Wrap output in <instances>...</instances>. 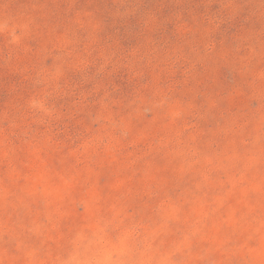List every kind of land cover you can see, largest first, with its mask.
Instances as JSON below:
<instances>
[{
    "label": "rangeland",
    "instance_id": "1",
    "mask_svg": "<svg viewBox=\"0 0 264 264\" xmlns=\"http://www.w3.org/2000/svg\"><path fill=\"white\" fill-rule=\"evenodd\" d=\"M0 264H264V0H0Z\"/></svg>",
    "mask_w": 264,
    "mask_h": 264
},
{
    "label": "trees",
    "instance_id": "2",
    "mask_svg": "<svg viewBox=\"0 0 264 264\" xmlns=\"http://www.w3.org/2000/svg\"><path fill=\"white\" fill-rule=\"evenodd\" d=\"M205 67V66H204Z\"/></svg>",
    "mask_w": 264,
    "mask_h": 264
}]
</instances>
